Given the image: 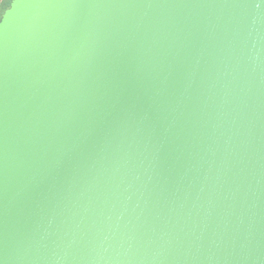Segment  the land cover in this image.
<instances>
[{
	"label": "water",
	"instance_id": "1",
	"mask_svg": "<svg viewBox=\"0 0 264 264\" xmlns=\"http://www.w3.org/2000/svg\"><path fill=\"white\" fill-rule=\"evenodd\" d=\"M2 264H264V0H11Z\"/></svg>",
	"mask_w": 264,
	"mask_h": 264
},
{
	"label": "snow or ice",
	"instance_id": "2",
	"mask_svg": "<svg viewBox=\"0 0 264 264\" xmlns=\"http://www.w3.org/2000/svg\"><path fill=\"white\" fill-rule=\"evenodd\" d=\"M11 6V0L10 2H7V3H0V9H3V10H7L8 8H10ZM0 264H2V262H0Z\"/></svg>",
	"mask_w": 264,
	"mask_h": 264
},
{
	"label": "clouds",
	"instance_id": "3",
	"mask_svg": "<svg viewBox=\"0 0 264 264\" xmlns=\"http://www.w3.org/2000/svg\"><path fill=\"white\" fill-rule=\"evenodd\" d=\"M10 2V0H0V3H7Z\"/></svg>",
	"mask_w": 264,
	"mask_h": 264
},
{
	"label": "trees",
	"instance_id": "4",
	"mask_svg": "<svg viewBox=\"0 0 264 264\" xmlns=\"http://www.w3.org/2000/svg\"><path fill=\"white\" fill-rule=\"evenodd\" d=\"M2 11H3V9H0V15H1Z\"/></svg>",
	"mask_w": 264,
	"mask_h": 264
}]
</instances>
